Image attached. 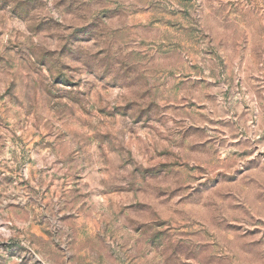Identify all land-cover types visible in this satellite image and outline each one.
Masks as SVG:
<instances>
[{
    "label": "rangeland",
    "instance_id": "374dc122",
    "mask_svg": "<svg viewBox=\"0 0 264 264\" xmlns=\"http://www.w3.org/2000/svg\"><path fill=\"white\" fill-rule=\"evenodd\" d=\"M11 1L0 264H264V0Z\"/></svg>",
    "mask_w": 264,
    "mask_h": 264
},
{
    "label": "trees",
    "instance_id": "16d2710c",
    "mask_svg": "<svg viewBox=\"0 0 264 264\" xmlns=\"http://www.w3.org/2000/svg\"><path fill=\"white\" fill-rule=\"evenodd\" d=\"M25 2H26V0H24ZM69 3H71V6H69V7H72L75 3H74V0H70V2ZM9 7H11L12 8V10H15V11H18L19 13H20V16H24V17H27L29 14H30V12H32L31 11V9H30V7H29V5H27L26 3H21V2H18L17 1V3H16V1L15 0H13V1H11V4L9 5ZM68 7V6H67ZM68 7V8H69ZM51 19V18H50ZM45 20H47V21H49L48 19H45ZM89 22H90V20H88ZM87 21V23H85L83 26H80V29H83L82 30V33L83 34H86V33H90V31H89V29L91 28V23L94 21V20H92L90 23ZM42 25H44V22H38L37 23V27L38 28H42V27H44V26H42ZM47 25V24H46Z\"/></svg>",
    "mask_w": 264,
    "mask_h": 264
}]
</instances>
